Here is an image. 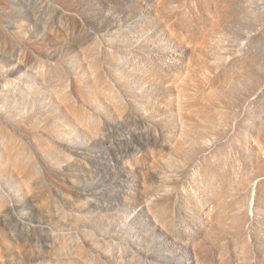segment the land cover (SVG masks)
<instances>
[{
  "label": "rangeland",
  "instance_id": "rangeland-1",
  "mask_svg": "<svg viewBox=\"0 0 264 264\" xmlns=\"http://www.w3.org/2000/svg\"><path fill=\"white\" fill-rule=\"evenodd\" d=\"M0 264H264V0H0Z\"/></svg>",
  "mask_w": 264,
  "mask_h": 264
}]
</instances>
